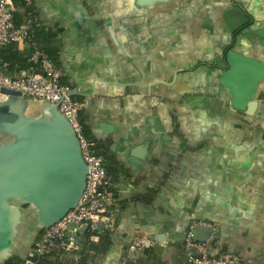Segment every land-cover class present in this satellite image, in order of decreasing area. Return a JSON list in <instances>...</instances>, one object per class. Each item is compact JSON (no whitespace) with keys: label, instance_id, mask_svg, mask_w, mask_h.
<instances>
[{"label":"crops","instance_id":"1","mask_svg":"<svg viewBox=\"0 0 264 264\" xmlns=\"http://www.w3.org/2000/svg\"><path fill=\"white\" fill-rule=\"evenodd\" d=\"M29 7L43 29L40 46L57 51L61 80L80 93L82 131L110 150L114 232L104 251L88 252L87 264H188L184 240L197 221L211 229L210 255L264 264V79L248 116L230 107L215 68L229 49L264 64V0H31ZM232 9L248 21L235 34L225 21ZM16 46L28 59L30 43ZM1 72L11 75L8 64ZM135 237L150 247L127 259Z\"/></svg>","mask_w":264,"mask_h":264},{"label":"water","instance_id":"2","mask_svg":"<svg viewBox=\"0 0 264 264\" xmlns=\"http://www.w3.org/2000/svg\"><path fill=\"white\" fill-rule=\"evenodd\" d=\"M137 1L143 5L171 0ZM227 14L225 21L233 34L248 22L239 9ZM215 68L220 85L229 93L230 107L253 115L264 64L229 49ZM0 95V264H4L15 256L25 260L41 232L77 206L87 166L73 128L56 105H32L20 92L6 88H0ZM32 109L35 115L29 113ZM210 235L209 228L193 229L196 241H206ZM153 248L162 249L158 244Z\"/></svg>","mask_w":264,"mask_h":264},{"label":"built area","instance_id":"3","mask_svg":"<svg viewBox=\"0 0 264 264\" xmlns=\"http://www.w3.org/2000/svg\"><path fill=\"white\" fill-rule=\"evenodd\" d=\"M25 6L31 5V0H21ZM14 11L13 0H0V52L11 43H30L32 51L28 62L30 70H19L9 76L1 72L4 65L0 59V88L20 92L31 101L56 105L58 112L73 128L81 149L82 158L87 166L84 191L77 206L70 210L60 221L44 229L34 242L23 264H36L34 258L49 253L54 246L59 245L65 251H72L79 243L80 231L85 228L89 241L98 239L104 230L114 232L115 212L113 206L115 195L113 183L103 166V158L93 151V143L82 134L79 114L84 104L69 95L71 88L61 84V70L50 60L44 50L31 41L30 27L25 24L15 27L12 20ZM35 21V18H34ZM264 130V120L258 123ZM208 226L206 222H193L186 233L184 245L190 250L187 256L188 264H239L240 258L232 253H221L216 256L209 254L212 245L208 241L193 239V229ZM146 240L135 237L128 247L126 258L145 248ZM124 264V262H123Z\"/></svg>","mask_w":264,"mask_h":264},{"label":"trees","instance_id":"4","mask_svg":"<svg viewBox=\"0 0 264 264\" xmlns=\"http://www.w3.org/2000/svg\"><path fill=\"white\" fill-rule=\"evenodd\" d=\"M14 7L17 9H23V11L14 10L12 12V20L13 25L15 27H20L22 25L27 24L30 27V32L32 39L31 41L34 42L37 47L41 48L45 51V53L48 55L50 60L56 65L57 64V51H54L50 49L49 47H45L44 45L40 46L42 44V31L40 24L34 21V18L37 17L34 9L32 7L25 6L21 0H13ZM41 43V44H40ZM0 59L3 63L8 64V71L13 75L14 73H17L19 70H30L32 68V65L28 62L27 57L23 56L21 52L17 50L16 43H11L7 46L5 50H2L0 52ZM10 75V76H11ZM61 84H64V82L61 80ZM73 99H75L73 97ZM76 100V99H75ZM80 101V100H77ZM80 122V120H79ZM82 127V126H81ZM83 136L87 139L84 130L82 131ZM88 140V139H87ZM89 141V140H88ZM91 142V141H90ZM93 151L97 156H101L103 158V166L107 172V175L111 178V181L114 185V181L112 179V172H110V164L109 159L107 158V155L109 153V147L107 144H104L102 142L93 141ZM112 190L114 192V186L112 187ZM115 195V192H114ZM116 200V198H115ZM116 203H114L113 211L117 209L115 206ZM114 224H115V218H114ZM112 233L110 230H104V232L100 235V241L97 244H91L89 242V236L88 234H83L80 237V242L78 243L77 247L73 249L72 251H65L63 250L59 245L54 246V248L47 254L34 258L33 261H35L36 264H56V261H51L50 258H55L63 255H75L78 256V260L75 262L68 261L65 264H87V257L89 255L88 252H102L105 250V246L109 243V235ZM25 260H22L20 257H12L10 258L6 263L4 264H23Z\"/></svg>","mask_w":264,"mask_h":264},{"label":"bare ground","instance_id":"5","mask_svg":"<svg viewBox=\"0 0 264 264\" xmlns=\"http://www.w3.org/2000/svg\"><path fill=\"white\" fill-rule=\"evenodd\" d=\"M3 99V96L0 95V101Z\"/></svg>","mask_w":264,"mask_h":264},{"label":"rangeland","instance_id":"6","mask_svg":"<svg viewBox=\"0 0 264 264\" xmlns=\"http://www.w3.org/2000/svg\"><path fill=\"white\" fill-rule=\"evenodd\" d=\"M26 99V98H25ZM28 100V99H27ZM29 101H31V100H29Z\"/></svg>","mask_w":264,"mask_h":264}]
</instances>
